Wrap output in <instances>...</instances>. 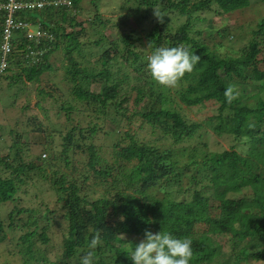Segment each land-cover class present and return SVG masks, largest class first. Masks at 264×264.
I'll list each match as a JSON object with an SVG mask.
<instances>
[{
    "label": "trees",
    "instance_id": "trees-1",
    "mask_svg": "<svg viewBox=\"0 0 264 264\" xmlns=\"http://www.w3.org/2000/svg\"><path fill=\"white\" fill-rule=\"evenodd\" d=\"M71 1V6L19 11L23 19L40 21L54 39L41 40L39 47L45 52L36 60L27 48L35 42L20 37L0 72V81L11 79L10 86L18 80L38 82L45 71L55 68L49 60L53 52L61 48L67 61L66 98L58 97L56 85L37 87L65 113V120L51 122L62 137V150L53 151L49 144L44 149L47 158L40 154L38 162L27 161L23 132L15 129L10 130L12 155L0 150V206L19 200L25 185H36L40 179L48 182L68 222L63 252L50 260L35 248L39 239L49 242L53 216L18 204L6 219L0 212V244L9 229L21 231L20 264H80L90 250L97 264H133L126 250L145 238V230L154 234L162 230L191 238L192 264L264 263V17L236 55L222 52L223 42L204 36L201 28L206 15H225L258 0H133L126 18L114 24L122 26L115 39L98 26L108 27L109 18L96 11L92 18L79 20L81 0ZM3 16L0 12V60ZM128 16L135 17L137 26L124 27L129 25ZM87 25L93 27L95 38L87 37ZM226 30L220 29L219 38L226 37ZM175 46L188 47L200 61L177 86L162 87L143 73L147 57L155 47ZM15 65L20 67L17 74ZM229 86L234 95L230 103L225 98ZM177 100L188 107L216 102L217 113L206 121L209 127L218 135H234L248 148L208 151V143L194 144L206 124L188 118L182 105H175ZM77 113L89 119L86 125L75 117ZM100 120H110L111 129ZM28 124L35 131H48L37 117ZM139 130L157 140L145 139ZM100 131L116 136L112 160L95 142ZM159 139L169 141V146L161 147ZM70 151L88 156L85 183L54 168L61 158L68 166ZM91 179L104 187L97 197L86 191ZM97 236L100 242L92 250L89 242Z\"/></svg>",
    "mask_w": 264,
    "mask_h": 264
},
{
    "label": "rangeland",
    "instance_id": "rangeland-1",
    "mask_svg": "<svg viewBox=\"0 0 264 264\" xmlns=\"http://www.w3.org/2000/svg\"><path fill=\"white\" fill-rule=\"evenodd\" d=\"M131 0L129 3L127 0H81V12L77 15L79 20H86L93 17V14L97 11L104 15L105 18L110 19L108 27H102L98 23L99 29L103 30V33L110 39H115L117 37L116 32H120L122 26L114 25L122 19L126 18V14L129 10L127 8L132 4ZM126 7V8H123ZM134 6V5H133ZM207 19L202 24V31L204 36H211L217 38L218 41H222L221 51L227 54L236 55L238 51H241L245 47L250 38L253 36L254 29L257 28L258 22L264 17V0H258L252 3L249 7L232 11L225 15L210 14L206 15ZM127 22L129 26H137L135 17L128 16ZM88 26V25H87ZM142 26H146V23H142ZM140 26V28L142 27ZM36 25L32 26L35 30ZM67 30H70L69 25L66 26ZM226 30V37L223 39L219 38L218 33L220 29ZM89 33L87 37L95 38L97 36L94 33L92 26H88ZM112 33V35H111ZM85 39V36L82 37ZM42 57V56H41ZM41 59V58H40ZM39 59V60H40ZM49 60H51L54 65L53 70H47L40 76V81L22 82L19 81L14 83V85H8V81L11 79L0 81V150L3 155L10 154L11 144H13L14 138L13 134L10 133L11 129H15L19 132H23L22 142L23 145L27 144L24 149L25 160H34L38 162L36 157L42 155L43 158H47L49 153L45 151V147L49 144H53L51 147L53 151L60 152L62 150V137L59 132L53 129L51 125L52 120L59 119L61 121L65 120L64 112L60 110L57 104H52L47 96H41L39 94V89L37 87L50 88L53 85L58 86L60 89L57 91L58 97L60 99L66 98L65 91L67 90V85L65 82V68L64 60L61 48L58 51L53 52ZM36 61V60H35ZM16 69L14 74L19 72V65H15ZM147 69V68H146ZM146 69L143 71L146 77L149 78L150 74ZM146 72V73H145ZM11 98L9 99V95ZM12 100L14 103H12ZM132 107L136 106L134 102L131 103ZM175 105H182V112L187 115L188 118L192 120H197L204 122L206 125L201 129L202 136L194 141V144L198 142L208 143V151H223L225 149L236 148L241 152L248 148V144L245 142H238L236 137L232 134L218 135L213 132L212 128L207 124V119L217 113L218 104L214 101H209L203 105H197L194 107L185 106L181 104L178 100ZM63 113V114H62ZM32 117H37L44 121L47 125L48 131L39 132L33 130L32 124H28V120ZM75 117L81 120L83 125H86L88 118L86 119L84 114L77 113ZM105 129H111L110 120L98 121ZM135 128V127H134ZM140 131V130H139ZM52 133L54 140L48 136ZM141 135L146 136L147 140H157V136L152 137L147 136L146 131H140ZM116 139L115 135H107L103 131L98 133L95 140L96 144L99 145L105 153V157L112 160L110 157V151L112 144ZM246 140V139H245ZM244 140V141H245ZM169 141L158 140V144L163 147L165 144L169 146ZM50 146V145H49ZM25 147V146H24ZM69 164L66 165V161L63 158L57 159L54 162V168L59 167L66 170L73 178H77L80 183H85L84 174L87 172V167L85 162L88 160V156L82 151H70L68 153ZM40 179V178H39ZM87 192L97 197L100 195V190H103L102 184L96 183L94 180L86 181ZM28 190L24 193L25 190ZM24 189L20 191V199L16 202H7V204H2L0 206V212L4 219L9 215V211L15 204L24 207L37 208L41 214H49L53 216L47 229L49 233V242L45 243L42 240H37L35 248H39L42 254H45L50 260H56L59 258L63 252V239L67 233L68 222L63 215V211L60 208V203L57 202L56 193L51 189L49 183L43 180H38L36 185L32 183L25 185ZM92 190V191H91ZM47 208L50 210H56V213L48 212ZM23 216V215H22ZM41 224H45L44 220H41ZM7 239L5 242L0 244V264H20L22 262V257L18 252V237L20 232L10 230L7 233ZM129 241V239H128ZM248 264H264L260 262H252Z\"/></svg>",
    "mask_w": 264,
    "mask_h": 264
},
{
    "label": "clouds",
    "instance_id": "clouds-1",
    "mask_svg": "<svg viewBox=\"0 0 264 264\" xmlns=\"http://www.w3.org/2000/svg\"><path fill=\"white\" fill-rule=\"evenodd\" d=\"M155 15L160 17L159 10L154 9ZM200 56L186 46L155 47L147 57V70L158 85L172 88L184 78L186 73H192L199 63ZM227 102L234 99L233 88L225 90ZM144 239L130 252L133 264H192V240L189 237H177L168 231L153 233L145 230ZM99 237L89 242V248L94 250L99 244ZM80 264H97L94 251H88L80 259Z\"/></svg>",
    "mask_w": 264,
    "mask_h": 264
},
{
    "label": "built area",
    "instance_id": "built-area-1",
    "mask_svg": "<svg viewBox=\"0 0 264 264\" xmlns=\"http://www.w3.org/2000/svg\"><path fill=\"white\" fill-rule=\"evenodd\" d=\"M55 6L56 8L61 5L71 6V0H2L0 1V12H4L2 22V40L1 50L3 53L0 60V72H2L9 64V53L11 54L13 48H16L20 42L19 38L23 37L26 41L35 42V46L28 45L31 48L30 52L32 58L39 60L44 54L45 49L39 47L41 40L44 37L54 39V35L43 26L39 21L34 23L32 20L23 19L18 15L22 10L42 9L46 6ZM36 25L35 30L32 26ZM21 34V35H19ZM17 40V41H16ZM17 46H16V42Z\"/></svg>",
    "mask_w": 264,
    "mask_h": 264
}]
</instances>
